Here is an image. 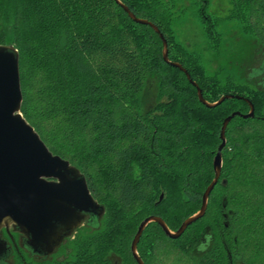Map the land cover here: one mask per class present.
<instances>
[{
  "label": "trees",
  "instance_id": "trees-1",
  "mask_svg": "<svg viewBox=\"0 0 264 264\" xmlns=\"http://www.w3.org/2000/svg\"><path fill=\"white\" fill-rule=\"evenodd\" d=\"M6 1L0 0V45L9 41L18 51L21 114L105 206L102 229L90 242L96 253L119 252L126 221L131 232L149 216L178 229L200 209L213 180L223 121L247 114L248 103L203 106L185 75L164 63L159 36L114 0H12L11 35L4 36ZM119 1L158 28L169 60L187 70L207 102L233 95L254 106L253 118L235 116L225 130L221 176L204 216L177 240L149 225L140 242L151 251L146 264H264L263 93L233 75L207 74L199 55L174 36L176 0ZM199 1L208 49L218 51L220 20L208 13L207 0ZM229 3L224 21L264 50V0Z\"/></svg>",
  "mask_w": 264,
  "mask_h": 264
},
{
  "label": "water",
  "instance_id": "water-1",
  "mask_svg": "<svg viewBox=\"0 0 264 264\" xmlns=\"http://www.w3.org/2000/svg\"><path fill=\"white\" fill-rule=\"evenodd\" d=\"M114 1L134 23L149 26L159 36L164 63L185 75L196 89L198 100L203 106L213 109L229 99H243L249 106L247 114L235 112L223 121L221 144L213 159L214 177L202 195L200 209L187 218L176 232H171L163 220L156 216H149L139 224L131 250L139 264H142L136 255V246L149 223L158 224L170 239H178L187 227L204 216L209 196L221 174L225 130L235 116L253 118L254 106L249 100L233 95H223L214 103L207 102L187 70L181 64L169 60L167 41L158 28L134 16L119 0ZM251 40L254 47L250 49L249 59L254 63L238 70L242 72L239 73L243 83L264 95V50L255 40ZM21 104L19 55L8 41L0 45V264H16L12 244L18 247L27 260L35 263L46 261L55 256L56 250L85 220L87 227H91L95 233L99 232L106 213L105 206L92 197L83 173L67 160L52 154L23 118ZM261 114L264 120V104ZM162 197L163 194L158 202ZM204 243L206 249L207 243ZM198 248L201 249L200 246Z\"/></svg>",
  "mask_w": 264,
  "mask_h": 264
},
{
  "label": "rangeland",
  "instance_id": "rangeland-1",
  "mask_svg": "<svg viewBox=\"0 0 264 264\" xmlns=\"http://www.w3.org/2000/svg\"><path fill=\"white\" fill-rule=\"evenodd\" d=\"M199 2V0H176L172 19V30L176 40L189 51L199 55L208 75L221 72L223 76L233 75L238 82L243 83L244 81L240 77L242 72L238 69L254 63L249 59L250 49L254 47L252 40L242 35L236 23L224 21L231 8L229 0H207L208 13L220 20L221 25H219L218 30L222 34V44L218 51L213 52L208 49L207 41L196 15L200 6ZM14 8L15 5L12 0L5 2L2 17L4 36L11 35ZM149 91L153 97L156 93L154 83Z\"/></svg>",
  "mask_w": 264,
  "mask_h": 264
},
{
  "label": "flooded vegetation",
  "instance_id": "flooded-vegetation-1",
  "mask_svg": "<svg viewBox=\"0 0 264 264\" xmlns=\"http://www.w3.org/2000/svg\"><path fill=\"white\" fill-rule=\"evenodd\" d=\"M153 100L154 99H152V101ZM216 154H217V152H216ZM221 154H222V151H221ZM212 166H213V162H212ZM220 176H221V174H220ZM219 180H220V178H219ZM219 180H218V182H219ZM142 221L143 220H141L138 223L134 232L129 231L128 226H127L128 222L126 221V227L124 228V233L121 236L122 241H124V242L121 244V249L118 250L119 252H117V254L110 252V253H104V254L98 255L96 253L95 246L93 245V243L91 245L90 242L97 236L98 232L95 233L94 231H92L91 227H87V224H86L87 220H85L83 222L82 226L75 229V231L72 233V235L70 237H68L64 243L61 244V246L56 250L55 256L50 257V259H46V261H43V262L35 263L33 261L27 260L24 257V255L19 251L18 247L16 248L12 244L13 251H14L15 257H16V259H15L16 264H18L17 263L18 260L21 262V264H139L138 260L133 256V253L131 250V245H132V241L136 235L138 226ZM163 222H164V220H163ZM151 224H155L161 229V227L156 223H149L146 226V228ZM226 226L227 225L224 222V227H226ZM146 228H145V230H146ZM101 229H102V227H101ZM168 229L171 232L177 231V229L171 230L169 227H168ZM145 230L143 231V233H142V235H141V237L137 243V246H136V255L139 258V260L142 262V264H146L147 258L150 257V255H151V251L145 252V250L143 249V246L140 245L141 238H142ZM161 231L164 234L162 229H161ZM185 231H184V233H185ZM164 236H166V235L164 234ZM167 238H169V237H167ZM170 240H177V239H170ZM17 258H18V260H17Z\"/></svg>",
  "mask_w": 264,
  "mask_h": 264
}]
</instances>
